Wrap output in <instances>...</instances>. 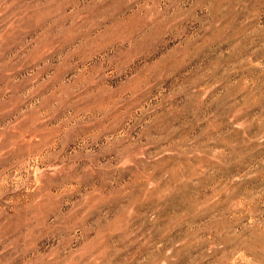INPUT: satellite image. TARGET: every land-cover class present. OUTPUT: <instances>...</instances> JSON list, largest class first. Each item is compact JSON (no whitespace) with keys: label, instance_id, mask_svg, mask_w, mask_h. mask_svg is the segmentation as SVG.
Masks as SVG:
<instances>
[{"label":"rangeland","instance_id":"374dc122","mask_svg":"<svg viewBox=\"0 0 264 264\" xmlns=\"http://www.w3.org/2000/svg\"><path fill=\"white\" fill-rule=\"evenodd\" d=\"M0 264H264V0H0Z\"/></svg>","mask_w":264,"mask_h":264}]
</instances>
